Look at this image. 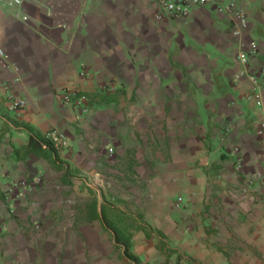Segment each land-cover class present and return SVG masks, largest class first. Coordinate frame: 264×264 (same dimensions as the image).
I'll use <instances>...</instances> for the list:
<instances>
[{
    "label": "crops",
    "instance_id": "crops-1",
    "mask_svg": "<svg viewBox=\"0 0 264 264\" xmlns=\"http://www.w3.org/2000/svg\"><path fill=\"white\" fill-rule=\"evenodd\" d=\"M226 4L0 1V264H264V0Z\"/></svg>",
    "mask_w": 264,
    "mask_h": 264
},
{
    "label": "built area",
    "instance_id": "built-area-1",
    "mask_svg": "<svg viewBox=\"0 0 264 264\" xmlns=\"http://www.w3.org/2000/svg\"><path fill=\"white\" fill-rule=\"evenodd\" d=\"M7 1L9 4L18 6L24 0H0ZM210 2H227L226 7L223 8L227 13L234 15L238 20V25L241 28H245V16L236 8L235 0H154L156 5V19H167L171 22H178L185 20L190 12L199 6L206 5ZM251 52L254 53L256 45L250 46ZM4 57V52L0 49V59ZM260 74L264 76V64L260 68ZM62 102L64 105L79 106L86 101L85 96H79L77 92L73 90H64L61 94ZM18 104L13 102L11 110L16 112ZM261 130L258 131L259 135H264V123L260 126ZM43 146H49L55 151H62L68 145V139L66 135L58 130H50L43 135ZM112 149L108 150L109 154H112Z\"/></svg>",
    "mask_w": 264,
    "mask_h": 264
},
{
    "label": "trees",
    "instance_id": "trees-1",
    "mask_svg": "<svg viewBox=\"0 0 264 264\" xmlns=\"http://www.w3.org/2000/svg\"><path fill=\"white\" fill-rule=\"evenodd\" d=\"M29 133V141L28 145L26 147V150L30 153H35L40 156H42L43 159H46L48 162H50L53 165H56L57 161V155L53 148L46 146H43V137L41 138L39 135H34L30 131ZM141 230L146 232L145 227H141ZM114 238V245L116 249H118L121 252V256L126 264H139L137 259L132 256L130 253V245H129V239L130 234H119V232L115 231L112 233ZM149 237V236H148Z\"/></svg>",
    "mask_w": 264,
    "mask_h": 264
}]
</instances>
